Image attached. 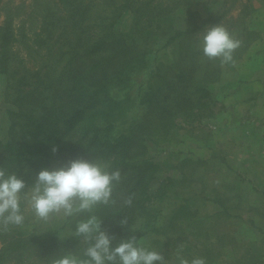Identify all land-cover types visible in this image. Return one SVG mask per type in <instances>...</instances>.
Instances as JSON below:
<instances>
[{"label":"trees","instance_id":"16d2710c","mask_svg":"<svg viewBox=\"0 0 264 264\" xmlns=\"http://www.w3.org/2000/svg\"><path fill=\"white\" fill-rule=\"evenodd\" d=\"M216 3L43 0L39 14L35 12L41 19L40 29L32 40L16 29L19 9L2 7L0 0V84L6 80L0 99L3 97L8 107L5 126L0 122V169L24 179V192L35 183L39 170L60 167L72 159H87L105 165L109 172H120L108 204H97L74 217H53L42 225L27 224L26 219L22 225L0 222V264H48L57 254H82L86 247L83 238L64 237L62 232L75 230L77 221L90 215L102 221V228L115 237L114 243L132 236L141 241L154 233L164 239L146 247L169 258L174 252V259L204 258V248L187 250L184 235L176 238L158 226V207L149 203L148 191L161 166L149 152L174 128L167 100L172 97L185 105L192 98L206 99L208 86L220 77V66L225 63L204 55V30L221 24L240 42L232 61L225 64L230 67L262 36L245 21L248 12L242 10L236 21L229 18L228 11L216 8ZM127 14L132 15V24L128 32H121L119 25ZM179 16L189 20L185 31L175 27ZM18 45L34 66L27 65L22 50H16ZM164 49L158 59L156 55ZM145 72L149 74L147 86L135 99L130 94L135 78ZM114 90L124 92V97L114 96ZM141 109L146 111L144 116L136 117V110ZM183 201L168 226L174 229L178 221L187 223L195 229L196 244L202 243V238H213L207 252H214V257L206 263L212 264L222 257L216 246L228 237L216 235L214 221L211 232L201 235L208 217L197 207L191 208L188 199ZM25 205L21 200L22 212ZM122 219L126 225L120 224ZM28 225L33 228L28 230ZM241 258H252L250 250L245 249Z\"/></svg>","mask_w":264,"mask_h":264},{"label":"rangeland","instance_id":"374dc122","mask_svg":"<svg viewBox=\"0 0 264 264\" xmlns=\"http://www.w3.org/2000/svg\"><path fill=\"white\" fill-rule=\"evenodd\" d=\"M41 1L2 0V7L19 9L16 29L19 33H26L30 39H34V32L40 29L41 19L37 13ZM215 7L222 12L228 11L229 18L236 21L241 11L245 10L250 14L245 21L251 22L262 36L251 42L249 50L234 66H220V77L208 86L210 94L206 99L192 98L185 105L178 104L172 97L167 100L168 109L174 117V128L164 135L158 145L150 148L149 155L160 164L161 171L149 186L148 198L150 204L158 207V226L168 229L169 234L176 238L184 235L182 240L187 250L196 246L204 248L202 253L206 263L214 257V252H207L213 238H202V243L196 244V237L193 236L195 229L187 223L175 221L174 229L168 226L173 212L183 204V198L191 202V208L197 207L201 214L208 217L201 235L211 232L209 227L214 221L217 223L216 235L220 233L228 237L227 241L225 238L224 243L216 246L222 257L212 264H264V0H217ZM3 14L1 22L4 21ZM131 24L132 15L127 14L119 30L128 32ZM189 25L184 16L176 19L178 30L185 31ZM20 49L19 45L16 46L17 51ZM164 52L165 49L158 52L156 57L161 59ZM20 55L28 66H34L23 50ZM148 75L145 72L135 78V87L130 92L133 98L136 99L140 89L147 86ZM2 81L0 92L6 84V80L5 83ZM112 94L119 98L125 95L119 90H114ZM7 108L1 97L0 122L4 126ZM145 112L144 109L136 110V117L142 118ZM179 182H183L181 186ZM21 200L26 204L23 214L27 224L42 225L53 217L65 218L59 214L46 221L41 220L24 197L21 196ZM212 215L216 216L214 220L209 219ZM30 225L28 230L33 228ZM74 231L67 229L62 233L67 237L73 236ZM163 239V236L150 233L141 240L142 246H151L155 240ZM245 249L250 250L252 258H241ZM172 254L169 258L162 253L164 264H179L176 256L174 259V252Z\"/></svg>","mask_w":264,"mask_h":264},{"label":"clouds","instance_id":"9594fccd","mask_svg":"<svg viewBox=\"0 0 264 264\" xmlns=\"http://www.w3.org/2000/svg\"><path fill=\"white\" fill-rule=\"evenodd\" d=\"M239 44L221 24L204 30L203 53L209 58L219 57L222 63H229ZM119 180V171L109 172L101 163L77 158L60 167L39 170L35 183L28 192H24L27 187L24 179L0 169V222L4 226L24 223L22 193L35 215L46 221L52 215L74 217L91 211L97 204H108L113 183ZM120 224L126 225L127 221L122 219ZM72 235L83 238L86 247L82 254H57L48 260V264H164L165 258L161 252L142 246V241L135 236L114 243L115 237L102 228V221L95 215L77 221ZM177 258L179 264H206L199 257L190 262L179 256Z\"/></svg>","mask_w":264,"mask_h":264}]
</instances>
